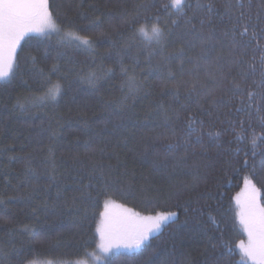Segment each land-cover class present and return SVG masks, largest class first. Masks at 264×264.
Returning a JSON list of instances; mask_svg holds the SVG:
<instances>
[{"label":"trees","instance_id":"obj_1","mask_svg":"<svg viewBox=\"0 0 264 264\" xmlns=\"http://www.w3.org/2000/svg\"><path fill=\"white\" fill-rule=\"evenodd\" d=\"M228 2L184 0L183 11L165 12L170 0H49L65 30L71 24L92 47L25 35L13 72L0 81V264L88 257L106 199L176 219L136 252L103 264H250L236 247L247 235L235 196L247 177L264 207V140L251 143L264 137V101L238 112L230 85L212 96L189 97L187 87L196 83L199 91L211 86L209 73L220 79L239 71L229 41L240 10ZM242 2L250 23L264 27V0L250 8ZM209 16L212 24L202 26ZM145 21L149 33L154 23L163 30L159 43L139 33ZM201 37L211 39L202 44ZM189 118L196 121L191 134ZM106 182L116 195H103Z\"/></svg>","mask_w":264,"mask_h":264},{"label":"snow or ice","instance_id":"obj_2","mask_svg":"<svg viewBox=\"0 0 264 264\" xmlns=\"http://www.w3.org/2000/svg\"><path fill=\"white\" fill-rule=\"evenodd\" d=\"M162 7L165 12H168L170 7L183 11L184 0H170V4H163ZM233 7L240 10L239 15L233 14L232 38L229 41V47L234 52L239 53L231 61V65L239 69L237 75L229 78V76L222 74L221 78L217 79L214 73H209L212 81L210 87L201 84L199 91L196 83H192L187 87L189 97L193 93L212 96L218 88L230 85L227 88L228 93L240 97L242 107L237 109L239 112L243 111L245 103L250 108L253 103L264 101V27L257 29L256 26L250 23L251 16H248L244 11L245 5L242 0H235L234 5L229 0L226 8L231 9ZM248 7H251V0H249ZM212 9L213 5L208 4V13H212ZM156 19L159 20V16ZM246 20L249 22H246ZM257 20H260L259 14H257ZM206 22L208 25L212 24L211 16L207 18V21L205 19L200 20L202 26ZM131 23L139 24L140 21L134 18ZM175 23L176 21H173V24ZM187 24L189 25V31L194 30L196 27L193 18H189ZM138 31L147 41L155 39L159 43L164 37L163 30L155 23L150 30L151 34L146 27V21L141 24ZM28 32H37L46 36L54 33L62 43L65 41H78L82 45L92 47L91 38L81 35L79 31L73 29L71 24L65 30L58 16L51 10L49 0H0V80L6 79L13 72L17 48ZM223 35L228 36V33L225 32ZM209 39L211 37H201V43L207 44ZM249 51L252 53L250 60L245 59ZM207 54L208 50L205 49L204 57H202L205 65L209 63L206 59ZM198 67L199 65H197ZM231 71L232 68L230 67L229 72ZM189 74H195V70ZM96 79L94 75L88 78L89 83L93 84ZM130 82V91H135L139 85L135 84L134 77H130ZM59 90V85H56L54 89L50 88L48 98L55 100L59 95ZM179 93L180 88L177 87L172 95L178 97ZM160 107L162 108L163 105ZM195 123V120L189 118V134L194 131L193 125ZM52 135L55 136L56 133L53 132ZM216 135L219 136L220 133H216ZM240 138L241 133H237V139ZM257 140H264V137L253 136L251 140L253 148L256 147ZM172 147L173 145H168L169 150ZM101 151L103 150L101 149ZM245 163L247 162L245 161ZM93 170H99L103 177L102 166L93 164ZM259 191L260 189L246 177L245 189L236 197L237 204L240 207V211L237 213L239 224L247 235V242L241 239L236 247L239 248L241 257L250 260L252 264H264V207H260L257 202ZM116 194V191L106 182L103 195L110 197ZM120 194L124 195V193ZM241 196L243 200H241ZM152 213L145 215L133 208H125L123 205H117L111 199H106L104 211L99 214L100 220L95 229L99 236L98 249L101 253H108L113 248L117 249L118 253H121V250H123V253L136 252L142 245L146 244L154 233L161 230L162 225L176 216V213L171 211L157 212L154 207ZM97 259H100V257H97ZM28 264H36V262L29 261ZM124 264H129L127 259Z\"/></svg>","mask_w":264,"mask_h":264},{"label":"rangeland","instance_id":"obj_3","mask_svg":"<svg viewBox=\"0 0 264 264\" xmlns=\"http://www.w3.org/2000/svg\"><path fill=\"white\" fill-rule=\"evenodd\" d=\"M30 34H35V35H42L40 33H37V32H28L26 34L27 35H30ZM48 35H55L57 36L56 34L54 33H50ZM71 42H76V41H71ZM78 43V42H76ZM80 44V43H79ZM82 45V44H81ZM85 46V45H84ZM11 75V74H10ZM10 75L6 78V79H3V80H0V81H5L7 80ZM245 189V180H244V183H243V186L241 188V190L236 194L235 196V199L238 195H240ZM241 200H243V197L241 196ZM257 202L260 206V203H259V200H258V196H257ZM116 203V202H115ZM117 205H121L119 203H116ZM125 208H128L127 206H124ZM261 207V206H260ZM104 211V210H103ZM176 219V216L174 218H172L171 220H169L168 222H166L164 225H162L161 227V230L158 232L160 233L162 231V229L168 224L170 223L171 221L175 220ZM158 233H154L152 236L158 234ZM98 235V234H97ZM151 236V237H152ZM150 237V238H151ZM245 242H247V238L246 240H244ZM98 242H99V236H98ZM143 247V245L141 246ZM239 250V248H238ZM240 251V250H239ZM121 253H123V250H121ZM114 254H118V251L117 249L113 248L111 249L108 253H101V251L98 249V247L96 248V251L94 252H91L89 253V256L84 258V259H80V260H38V261H35L36 264H103L107 258H109L110 256L114 255ZM97 257H100V259H97ZM250 262V264H252V262L250 260H248Z\"/></svg>","mask_w":264,"mask_h":264},{"label":"bare ground","instance_id":"obj_4","mask_svg":"<svg viewBox=\"0 0 264 264\" xmlns=\"http://www.w3.org/2000/svg\"><path fill=\"white\" fill-rule=\"evenodd\" d=\"M23 233V232H22ZM12 234V233H11ZM17 235V234H16ZM21 235V234H20ZM13 236V235H12Z\"/></svg>","mask_w":264,"mask_h":264}]
</instances>
